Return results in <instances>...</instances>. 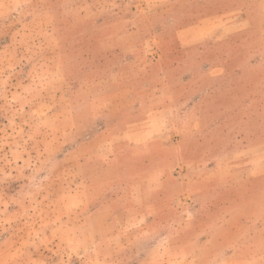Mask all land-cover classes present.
<instances>
[{
	"label": "rangeland",
	"instance_id": "374dc122",
	"mask_svg": "<svg viewBox=\"0 0 264 264\" xmlns=\"http://www.w3.org/2000/svg\"><path fill=\"white\" fill-rule=\"evenodd\" d=\"M255 145L264 0H0V264H264V174L230 167Z\"/></svg>",
	"mask_w": 264,
	"mask_h": 264
},
{
	"label": "crops",
	"instance_id": "0c3cea01",
	"mask_svg": "<svg viewBox=\"0 0 264 264\" xmlns=\"http://www.w3.org/2000/svg\"><path fill=\"white\" fill-rule=\"evenodd\" d=\"M137 5L147 6L150 3L161 4L165 0H134ZM171 1V0H169ZM176 1V0H173ZM229 14H223L218 24H213L211 17H198L195 23L185 26L176 31V40L181 49H188L197 44L204 42L208 38L216 37L226 38L232 35L241 34L250 27L249 19L240 13H235L233 18L228 17ZM174 109L164 108L154 111L150 116H158L156 127L161 124L162 120L173 116ZM157 132L155 125L151 128H143L137 132H129L125 135L124 140L130 144H143ZM261 151L260 153L258 151ZM258 152V154H256ZM236 161L230 162V167H238V174L245 178H252L257 175L264 174V145H255L238 152ZM245 154H247L245 156ZM214 165L218 166L216 162ZM215 167V166H214ZM237 175V174H236Z\"/></svg>",
	"mask_w": 264,
	"mask_h": 264
}]
</instances>
